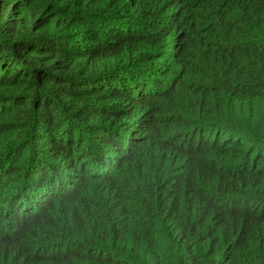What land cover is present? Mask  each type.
<instances>
[{
	"label": "trees",
	"instance_id": "16d2710c",
	"mask_svg": "<svg viewBox=\"0 0 264 264\" xmlns=\"http://www.w3.org/2000/svg\"><path fill=\"white\" fill-rule=\"evenodd\" d=\"M0 264H264V0H0Z\"/></svg>",
	"mask_w": 264,
	"mask_h": 264
}]
</instances>
